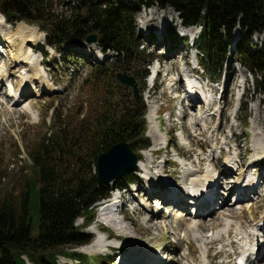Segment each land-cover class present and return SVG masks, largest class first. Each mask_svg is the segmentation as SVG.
I'll return each instance as SVG.
<instances>
[{"label": "rangeland", "instance_id": "1", "mask_svg": "<svg viewBox=\"0 0 264 264\" xmlns=\"http://www.w3.org/2000/svg\"><path fill=\"white\" fill-rule=\"evenodd\" d=\"M61 4V2H54V10L62 11V7H64V5ZM169 10L170 9L167 8L162 10V8L159 6L154 5L150 9H143L141 7L136 14L135 25L137 41L139 42V50H143L145 54L151 55L153 58L158 57L159 61L161 60L160 64L163 66V73L161 78H159L158 85L152 89H148L150 85L148 84L149 80L147 83L146 78L144 81H141L140 78H137L138 70L142 67L143 61H140L137 65L129 63L116 64L115 66H112L111 63L113 61L111 60V57L107 58L105 62L101 63L102 67L107 69L112 74V82L110 83L108 97H104L101 92V86L97 83L93 84L87 79L90 75L91 65H94L95 63H98L100 59L102 60V58H105L106 53H100L101 50L97 43H91L93 44V47H91L90 44H86L84 41L81 44H66L65 50L62 53L56 52L54 49H52L51 45H45L43 49L46 51V55H43V63L41 64L40 68L45 71L47 80L51 82L50 84L52 87H43L41 85V81L37 80L34 83V86H31V93H28L26 96L22 97L20 102L17 103L8 101V98H6L7 95H5V87L2 89V91H0V102L5 101V108L9 110L4 114H0V199L11 197L12 201L14 202L20 201V195L25 190L24 179L28 176L31 166V157L29 152H32L33 147L38 143L45 142L48 136H53L57 130L65 133L67 136H76L80 144L77 146L78 152L84 154L86 159L89 157V154H91V141L89 139L90 134L88 133V126L84 124L83 121L91 118L93 115L99 114V110L103 105L104 99H106L108 104L112 105V107L114 105H125L130 103L131 100H134L131 89L125 85L119 84L114 77L115 73L123 72L128 75H132L136 79L140 89V100L138 102H142L147 106V112L145 114V121L147 124L146 135L150 139L151 146L148 150L142 152V159H146L148 156L150 157V161H155L152 164L146 162L147 166L152 165L151 174H156L152 179L154 186H156L160 181H168L174 177L176 179L174 190H176L179 194L182 188V175H184L183 172L185 167L199 169L200 167L205 166L203 159L201 161L199 159V163L194 165L191 161H189L191 159L194 160L195 156L198 155L202 149H204L202 158H204V156H211L212 154L218 155L220 153V158L217 160V162L215 160V156L211 157L213 158V166H217V172L224 171L223 162H226L225 160L228 158L227 156L233 155L235 152H237L239 155L237 159L239 162H242V166L246 165L249 161H251V164L249 165V168L241 166L239 171L230 172V175L232 174L237 177V175H240L241 172L249 174V171L255 170V178L256 180L260 181V189L259 194L255 195L256 200L249 201V199H244L239 202L238 205L241 207V210H243V217L241 218L238 216L239 218H237L238 220L236 219V222H239V225H243L244 223L245 228H242V232L245 235L248 233L246 230L249 231L250 229V227H247V225H251V223L258 220L260 221L262 218H264V181L261 179V177L264 176V149H261L262 145H253L252 142L254 130L256 131L255 127L258 131L255 133V135L257 134L256 137L260 135V138H263L264 140V88L256 87L255 77L251 74V72L245 67L241 66L238 62H234V60L239 58L238 53L235 51H230V48L234 49L232 46L234 43V38L238 35V38L236 37L237 42L241 38L243 32H241L239 28H235L232 31L230 47H228L229 52L226 57L227 59L223 70H221V77L217 78V92L214 94L215 99L219 101V105H215L217 108L213 106L209 110L208 107L202 109L200 106L198 111L195 107L191 108L189 112L191 114L190 116L193 117L191 118L184 116L183 118L186 120H182L181 117L176 115V112H173L172 115V112L169 111L173 106L175 107V105H178L181 99L179 98L175 102L173 100L175 94L174 91L169 87L171 83H174V81L171 82L173 80L171 76L173 71L171 69L173 68L176 73V75H173V77H175V79L177 77L180 78V82L176 79V84L172 89H175L176 86L181 88L180 85L184 83L181 78V71L182 73L185 72L182 62L184 61V63L187 64L185 61L189 60L193 64L194 59H196V53H194V49H184V44H187V42L184 41L183 43L179 36L180 34L181 36L193 35V33L197 31L195 28H199V26H189L185 28L179 27L178 24L175 23V15L168 14ZM152 11H157L159 16L162 14L160 16L162 20L156 21L157 25H164L166 22H168V25L172 24L171 34H167L166 32V35H162L161 37L155 36L154 34L150 37L141 35L140 30L144 29L145 27L142 26V28H140L139 26L144 24L148 27L152 24L150 21H148L152 16ZM159 16L154 15V17L157 19L160 18ZM0 17H2L1 14ZM164 17H167V19ZM19 23L10 25L5 22V27H2V31H16L17 26L36 28L38 32L36 41L34 43L30 41V45H27V49H31V47H33L34 52L36 53L35 56L42 58L40 56V46L41 43L44 42V32L39 30L34 24H29L24 21ZM190 28H193L194 31H192L193 29L191 30ZM144 32H146V30ZM256 32L257 33L253 32L250 36L251 42L258 45H263L264 31L260 30ZM157 41L160 42L157 43ZM16 43L19 44V42ZM2 46L3 43L0 44V49L3 51L4 48H2ZM5 49L8 50V47L6 46ZM197 49L199 52V55L197 56L198 58L201 55V52L198 47ZM1 50L0 52H2ZM8 54H11V52L7 53V56H5V62H7L9 59L12 60L11 57H8ZM183 54L187 55L186 58L183 57ZM0 55L2 54L0 53ZM3 55L5 54L3 53ZM148 66L152 68V65ZM148 66L146 67L148 68ZM15 67L17 66L12 65L11 72L13 73V78L6 80L13 84H16L20 80L19 76L15 77V72L18 69L19 71L23 70L24 73L30 70L29 66H20L17 67V69H15ZM110 69L114 71V74L110 71ZM188 71L191 72L189 67ZM203 71L204 70L201 67V72ZM186 74L188 77L191 76L190 73ZM204 77H207L209 80L215 79L213 77L210 79V76L205 71L203 78ZM182 93L183 91L181 90L180 95ZM222 97L223 99H221ZM30 104L32 105V109L30 108V110L33 112H25L24 107ZM221 107L222 110L220 112ZM157 108L158 111L156 117L158 119L151 121L150 116L152 115V111L156 110ZM206 109H208L209 114L211 112L214 113V109L215 111L219 110V115L222 116L220 117L221 121L218 125L220 129H216L217 124L215 123V119L210 117L211 119L208 122L209 125L207 126V129L205 128L203 134L196 136L195 130L198 128L196 123H193V126L197 128L193 130L190 125H186L187 131H185V128L182 126L185 121L187 123L190 119L192 122L198 113L204 112ZM245 114L248 115V118L246 119L244 116ZM153 124H158V130L161 131V134L165 137L163 142L161 140L160 144H158L156 148H153L159 149V152L157 151L156 156L151 152L154 138L149 132ZM215 130H218L219 132L218 134H214L211 138L210 136L215 132ZM189 132V136L186 135V133ZM198 132L202 133L200 130ZM181 134L184 135V138L181 136ZM181 137L183 139H181ZM168 141L170 142V147L167 146L165 149H163L165 143ZM130 147L134 150L133 145H130ZM177 154L180 157H178ZM188 157L190 159H188ZM60 159L65 162L69 160L67 156H60ZM183 160L185 161V166L178 167L177 163L175 162H184ZM253 160H256V162ZM252 164H255V167ZM89 167L92 169L91 173L95 172L96 166L93 165L92 162L90 163ZM137 167L140 166L137 165ZM158 169L162 170L164 173H162L163 176H160V173L157 172ZM171 173H173L172 177L170 176ZM135 176L137 175L135 174ZM138 178L140 177L138 176ZM140 182L141 183L137 185L139 190L145 189L147 183L145 179H140ZM221 190L223 191V188H221ZM135 195V192L132 194L127 193L126 200L130 199L131 197H135ZM235 196L236 193L232 191L230 195L226 196L228 198L227 201L231 202V197L233 199ZM257 199L258 202L260 201L259 203L257 202ZM139 200L142 199L134 198L133 202L130 203V206L132 207L133 205L138 204ZM163 203L164 204H161L160 207L162 210L160 214L169 215L170 212H168V210L170 207L165 206L166 201ZM150 204L152 205V202H150ZM158 204H160L159 201ZM156 208L155 210L159 209ZM96 211L94 214L93 223L100 221V215H97ZM101 213L106 214V211H101ZM128 213H131L130 216H133L132 221L126 219L124 215L122 216V219H120L119 215L109 214V216L111 215V218L114 220L117 219L122 221L123 224H121V226L124 228L122 227L121 230L123 232L113 229L112 226L110 228L105 227L106 234H108L110 237H113L114 239L108 241L117 242L120 244L119 248L109 250L106 247L102 248L101 250L88 253L86 249L92 246L98 239L97 238L95 241H93L94 238H96V234H94L91 231V227H89L85 229V232H87L91 237V241L89 242L90 245L77 246L70 250V252H78L82 254V256H84V261L79 262L74 255L58 256L57 264H87V262L89 264H99L98 262L100 260L98 256H108L110 254L115 255V259L112 264H127V261L130 260L129 262H131V259H134V257H140L136 261L141 259L144 260L145 256H143V258L141 256L145 255L147 251H150L151 247L153 246H156L157 249H160V247L163 246V251L160 253V256L158 255L159 258L162 257L161 259L164 261L163 264L165 262L166 264H202L200 258V255L202 256V254L200 253L203 252V250L205 251V247L202 246V242L196 240L194 236L200 234L203 235V238H205L208 234L212 235L213 232L208 233L210 226L207 225L204 227V221L206 220L203 219L208 216H200L199 218L203 220V223L201 220L199 221L200 225L198 227L199 229H197L198 232L194 231L191 233L192 235H189L183 233L186 231V225L184 223L180 224L182 230L181 234H178V228L175 229V227L170 226L168 229L162 228L160 231L156 228H153L154 225L152 222H150V220L148 221V215L146 213L141 212L137 214L136 212L132 211H128ZM146 218L147 222L145 221ZM168 220L170 221L169 218ZM186 222L189 223V221ZM223 222V220H220V224L217 226L216 230L223 228ZM76 223L80 224L81 219H77ZM99 229L101 230L102 228ZM124 229H128L131 235H133L135 238L127 237L125 235L126 233H124ZM36 232L37 224H34L31 231L32 237H34ZM214 233L216 234V232ZM183 234H185L187 237L181 238V235L183 236ZM238 237L240 238L241 236L232 232L230 237L222 236V238L219 240L212 238L214 241H208L209 243L207 242V247L209 249L208 253H210L209 256H211L212 264L236 263L233 255L235 254V251L237 252L239 250V248L241 250ZM243 238H245V236H243L242 239ZM200 239L202 241H207L206 239ZM231 241H233L234 244H230ZM136 242H138L137 245L131 246ZM121 245L128 247L122 249L120 248ZM25 260L28 264H32L27 259ZM261 263L264 264V258Z\"/></svg>", "mask_w": 264, "mask_h": 264}, {"label": "trees", "instance_id": "2", "mask_svg": "<svg viewBox=\"0 0 264 264\" xmlns=\"http://www.w3.org/2000/svg\"><path fill=\"white\" fill-rule=\"evenodd\" d=\"M54 2L64 5L62 11L54 10ZM154 5L172 8L184 27H200L195 42L201 52L198 61L206 73L216 77L225 65L232 31L239 28L243 34L235 45L237 62L255 77L257 88H264V44L250 40L253 32L264 31V0H0V13L10 24L36 25L45 32L47 44L59 52L66 44H81L86 35L95 33L103 52H115L112 66L143 61L137 78L144 81L152 58L139 50L135 20L141 7ZM171 31L169 27L167 34ZM87 80L99 84L102 95L108 97L112 74L101 63L91 65ZM145 113L144 103L135 99L113 107L104 99L98 115L81 120L90 134L87 159L77 150L78 138L59 130L33 147L20 201L0 199V264H27L25 258L32 264H57L58 256L71 255L84 261L82 254L70 250L90 241L84 227L94 217V203L109 194L113 182L123 186L135 177L133 168L110 184H98L90 163L95 165L97 155L120 140L133 145L139 158L151 145ZM60 156H67L70 163ZM79 218L80 225L76 223ZM34 224L37 232L32 237ZM109 256H98V263L112 264Z\"/></svg>", "mask_w": 264, "mask_h": 264}, {"label": "bare ground", "instance_id": "3", "mask_svg": "<svg viewBox=\"0 0 264 264\" xmlns=\"http://www.w3.org/2000/svg\"><path fill=\"white\" fill-rule=\"evenodd\" d=\"M168 9H170L169 12H168L169 15H173V14L176 13L172 8H168ZM151 13H152V16L150 17V19L148 21H150V23H152V24H156L157 23L156 21L158 19L155 18L154 15H158L159 16V13L157 14V11H152ZM176 14H178V13H176ZM1 16L3 17L2 14H1ZM2 17H0V37H1L0 38V44L3 43L2 48H4V49H3V51L0 49L2 51V52H0L2 54V55H0L1 56V58H0V82L3 84V82H5L6 80H9V78H13L12 77L13 73L11 72L12 65L20 67V66H24V64L26 63L25 65L30 67V70L29 71L26 70L27 72H25V73H24V71L23 72L19 71V69L15 72V77L19 76V79H20L17 83L15 82L17 84V86H16L17 88H15V87L12 88L10 86V84H9V89H8V93L6 94L7 95L6 98H8V101H11V102L13 101L14 103H17V102H20L21 95H19L20 96L19 98H16V94H17V91L19 90L20 85H22V84H25L26 88L28 87V89L25 88L26 89L25 96L28 93H31V86H34V83L37 80L41 81V83H42L41 85L43 87L50 88L52 86L50 84L51 82H49L47 80L45 71L42 68H40L42 63H40V58L35 56L36 53L34 52L33 47H31V49H27V45H30L29 44L30 41H32L33 43L36 41V37H37V34H38L37 29L33 28V27L29 28V27L17 26L16 31L11 30L9 32H3L2 29L5 27L4 26L5 22H4V19H3L4 17L3 18ZM159 19H161V17ZM20 22H23V21H20ZM19 24H21V23H19ZM192 31H194V29ZM16 42H19V44H17ZM175 42H177V41H175ZM6 46L8 47V50L5 49ZM90 46L93 47V44H90ZM9 52H11V54H8V57L9 58L11 57L12 60L9 59L7 62H5V56H7V53H9ZM3 53L5 55H3ZM17 67H15V69H17ZM187 69H188V66H187ZM171 70L173 71V73H171V76L173 77V75L175 76L176 73H175V70L173 68ZM186 76H188V75L186 74ZM176 79L178 81L180 80L179 77H177ZM188 79H189L188 83H192L193 82L192 79H190V78H188ZM2 84L0 85V91H2ZM11 84L13 86H15V84H13V83H11ZM183 85H184V83L182 85H180L181 88L183 87ZM29 86H30V88H29ZM189 87L190 88L188 89V91H190L192 93L194 92L195 95L199 91L196 88L193 89L192 86H190V84H189ZM204 96L206 97L205 94H204ZM213 103H214V100H213ZM5 104H6L5 101L0 102V114H4V113L9 111L7 108H5ZM215 105H219V104H217V102H215ZM31 106H32L31 104L25 106L24 107L25 112H33V111L30 110V108L32 109ZM221 110H222V107L220 109V112H221ZM215 112L218 115L220 114L219 110H217ZM156 115H157V109L152 111V115L150 116V120L151 121L152 120H157ZM182 115H183V117L184 116L185 117H189L191 114H190L189 111L184 110ZM210 115H211V113L209 114L208 113V109H206L204 112L198 113L195 116V118L192 120V122L196 123V126H198V128L196 130H200L201 132L204 131V126L206 124V120L204 121V118L205 117H209ZM157 126H158V124L157 125L153 124L151 126L150 131H149L151 133V136H153V138H154L151 150H154L153 148H156L157 145L160 144L161 140H162V142H163V140H165V137L161 134V131L158 130ZM255 129H256V131L254 130V136H253V140H252L253 145H257V146L262 145L261 149L262 148L264 149V140H263V138L262 139L260 138V135H258V137H256L257 134L255 135V133L258 132V131H257L256 127H255ZM196 130H195V132H196ZM259 132H261V131H259ZM263 152H264V150H263ZM212 156L214 157V156H217V155H213L212 154L211 156L208 155V156H204V158H202L204 163L208 160V165L203 166L201 169H197L196 168L197 169L196 170L194 168L185 167V170H184L183 173L186 174L187 176H189L188 182H189V184H192V186L195 188L197 193L199 191H203L204 189H206V190L211 189L213 183L214 184L216 183L217 185H219L220 180L217 181L218 178L227 179V177L226 178H224V177L226 176V174H228V171L230 172V170L235 169V166L237 168L238 167L240 168V166H242L241 162H239V160L237 159L239 157V155L235 152L233 155L227 156L228 158H226V160H225L226 161L225 162V167H227V168L229 167V169L228 170L224 169V171L217 172L214 168H212V163H211V159H210V157H212ZM145 162H148V163L150 162L151 163L150 157L147 156L146 159H142V157H141L140 160L137 161L136 165L142 166ZM191 162L194 163V160L191 159ZM158 170H157V172H159L160 175H161L163 173L162 170L161 169L159 171ZM163 174L161 176H163ZM215 174H217V177H216ZM172 175H173V173L170 174L171 177H172ZM231 175H230V177H231ZM243 175H244V173H243ZM250 175H253V173H249L248 175H244V176L246 177V179L249 180L250 179ZM263 178H264V176L261 177L262 181H264ZM242 181H243V179H242ZM259 182H260L259 180L258 181L254 180L252 183H248L246 185L245 189L254 188L256 190V192L259 193L258 187H257L259 185ZM230 188H232V186ZM235 188L236 187L234 186L232 189L235 190ZM232 189L230 190L229 194L227 193L226 195H230V193L232 192ZM138 192H139V194H141V196L148 195L147 191H144L142 189H140ZM168 192L171 193L172 195H175L177 197V199H178L179 196L184 195V192L181 193L180 195H178V193L173 188H172L171 191L169 190ZM220 193H223V191L220 190L217 193L214 192L213 193V197H212L213 201H217V202L220 201V200L222 201L220 208L217 211L212 209L210 211L208 217L203 219V220H206V221H204V225H205L204 227H206L207 225L210 226L209 227L210 230H209L208 233H210V232L212 233L213 232L212 235H211V238H209L208 235L205 238H203V235H200V234L194 236V238L196 240L202 242V246L205 247L204 248L205 251H204L203 258L200 255L202 264H209V262L211 260V257L209 256L210 253L207 254L209 252V249L207 247L208 246L207 242L208 241L209 242L210 241H214V240H212V238L219 240V239L222 238L223 235H228L229 236L234 230H235L236 234H239V236H241L240 238L238 237L239 238L238 239L239 240V244H240V247H241V251H249V253H252L253 249L257 250L258 251L257 252V261H256L255 264H259V263L262 264L261 261L264 258V254H263V252H264V242H263V239H264V218H262V220H260V221L258 220L256 222L251 223V225H247V227H250V229H249V231L246 230V232H248V233L245 232L246 234L244 235L243 232H242V228H245L244 223H243V225H239L240 223L238 222L239 223L238 224L236 222L237 218H239V217L242 218L243 217V214H242L243 210H241V207L238 205L239 201L242 200V198H240L239 201H237L235 203L228 202L227 201L228 198L225 197L224 199H222V194H220ZM258 193H256V194H258ZM262 194H261V196H262ZM152 197H157V195L154 194V193L149 194L147 201L151 202L150 199ZM259 198H261V197H259ZM154 199H156V198H154ZM159 200H163V202L169 201L170 197L169 196H162V198L159 199ZM148 202L144 203L142 205V208H138L136 213L137 214L141 213V212L146 213L148 215V217H147L148 221L150 220V222H152L153 225H154L153 228H156V229L161 231L162 228L163 229H165V228L168 229L169 226L170 227H175V229L178 228V234H181L182 230H181L180 224L184 223L186 225V231L183 230L184 231L183 233L190 235L194 231L198 232L197 229H199L198 228L199 225H200L199 221L201 219L199 217L197 218L195 216H200V215L192 216V215H190L188 213L184 214L183 212L187 211V209L185 207H183V208L180 207L181 210L174 209V211H175V215L174 216L171 213L169 215L160 214V213L158 214L157 213V211H158L157 208H160L161 204L157 203V205L151 206V204H149ZM195 202H196V205H198V199H195ZM257 202H258V199H257ZM155 208L157 210H155ZM109 214L115 215V214H112L110 210L106 211V214H103V213L100 212L99 213V215H100V219L99 220L102 221L103 223L109 225L110 227L112 226V228L115 229V230L122 231L121 230L122 227H123V226H121V224H123L122 221L117 220V219L114 220L113 218H111V215L109 216ZM124 217L127 218L129 221L133 220V216H130L129 214H124ZM174 217H175V220H174ZM147 218L145 219L146 222H147ZM168 218L170 219V221L168 220ZM203 220H201L202 223H203ZM220 220L224 221L223 222V228H221L219 230H216L217 226H219V224H220L219 223ZM186 221H189V223L186 222ZM242 226H244V227H242ZM214 229H215L216 234L214 233ZM124 233H126L125 235L127 237H134L133 235H131V233L128 231V229H124ZM185 234H183V236H182L183 238L187 237ZM106 235L108 236V234H106ZM243 236H245V238L242 239ZM200 238L206 239L207 241H202ZM232 243H233V241L230 242V244H232ZM137 244H138V242L133 243L131 246H135ZM110 245L116 246V245H118V243L117 242H111V241H105L104 239H102V237H100V238L98 237V239L94 242V244L92 246L88 247L86 250H87L88 253H92L93 251H98V250H101L102 248H106V247L108 248V246H110ZM127 247L128 246L125 247V245H121L120 246V248H122V249H125ZM143 256H145L144 260L141 259L139 261H136L140 257H138V258L134 257V259H131L132 260L131 262H129L130 260L127 261L128 262L127 264H148V262L150 260H153L154 262L158 261V264H163L159 260L156 261V259L153 257V254L151 253V251H147L145 253V255H142L141 257L143 258ZM212 257H213V255H212ZM246 261H248V258H246ZM250 261H251V258H250ZM164 264H166V262Z\"/></svg>", "mask_w": 264, "mask_h": 264}, {"label": "water", "instance_id": "4", "mask_svg": "<svg viewBox=\"0 0 264 264\" xmlns=\"http://www.w3.org/2000/svg\"><path fill=\"white\" fill-rule=\"evenodd\" d=\"M97 41V35L91 33L86 35L85 43L91 44ZM116 81L129 87L134 98L140 100V89L136 79L132 75L123 72L115 74ZM136 154L130 144L120 140L111 144L106 150L101 151L96 158V180L98 184L108 183L121 176L127 169L133 168L136 164Z\"/></svg>", "mask_w": 264, "mask_h": 264}]
</instances>
